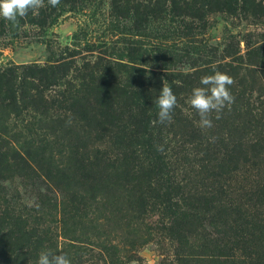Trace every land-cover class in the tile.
Returning a JSON list of instances; mask_svg holds the SVG:
<instances>
[{
	"label": "rangeland",
	"instance_id": "rangeland-1",
	"mask_svg": "<svg viewBox=\"0 0 264 264\" xmlns=\"http://www.w3.org/2000/svg\"><path fill=\"white\" fill-rule=\"evenodd\" d=\"M149 1L165 11L164 19L151 23L153 31L198 33L178 51L181 63L173 71L184 75L179 112L161 145L175 193L190 202L214 195L217 203L241 204L264 221V203L252 200L264 184V0H86L75 12L54 11L44 0L45 6L36 14L30 11L18 27L0 19V168L6 161L13 168L0 182V264H37L39 253L47 250L62 251L70 264H161L171 253L162 204L144 215L135 206L141 191L148 202L155 201L142 181H121L88 209L80 204L72 209L69 190L49 174L68 167L71 156L72 148L51 134L55 120L65 115L49 106L54 87L38 80H56L50 74L64 65L61 56L71 43L78 46L79 60L88 53L85 42L91 37L97 44L108 40L116 9L127 14L123 26L128 30L133 8L144 12ZM35 22L47 24L41 29ZM216 71L233 78L235 99L220 119L212 114L211 128L202 129L188 99L201 78ZM46 136V143L37 142L45 146V156L31 168L8 159L27 149L25 141ZM234 162L237 170L223 172Z\"/></svg>",
	"mask_w": 264,
	"mask_h": 264
},
{
	"label": "trees",
	"instance_id": "trees-1",
	"mask_svg": "<svg viewBox=\"0 0 264 264\" xmlns=\"http://www.w3.org/2000/svg\"><path fill=\"white\" fill-rule=\"evenodd\" d=\"M83 1L86 0H60L53 9L67 7L75 12ZM153 5L149 1L144 12L133 8V23L128 30L123 26L127 14L116 9L115 22L111 23L113 34L108 40L97 44L91 37L85 42L84 51L88 53L79 60L75 57L78 46L71 43L61 56L66 59L64 65H58L50 74L56 80L51 84L38 79L40 86L45 82L54 87L49 106L58 115H65L64 120H55L51 134H57L72 148L68 167L54 173L50 169V177L57 186L67 187L68 201L75 211L79 204L88 209L98 197L120 186L121 181L144 182L155 201L148 202L141 191L135 201L140 214L161 204L168 214L166 232L171 253L161 264H264V221L258 215L248 214L241 204L217 203L214 195H202L190 202L175 193L170 164L158 148L174 127L178 101L171 123L151 122L157 120L156 100L162 80L168 81L177 97L178 85L184 83L183 73L176 75L173 71L181 63L178 51L186 41L193 42L198 33L189 30L171 36L153 31L151 23L164 19L162 12L165 13ZM172 21L168 17L167 22ZM35 23L41 29L47 24ZM42 109L39 113L44 115ZM41 141L46 143L47 136L25 141L27 149L15 150L8 159L31 168L33 162L45 156V146L37 143ZM137 160L140 165H136ZM5 163V168H0V182L6 179L5 170L13 171L9 162ZM232 164L223 172L238 169V164ZM252 196L256 203H264V184Z\"/></svg>",
	"mask_w": 264,
	"mask_h": 264
},
{
	"label": "clouds",
	"instance_id": "clouds-1",
	"mask_svg": "<svg viewBox=\"0 0 264 264\" xmlns=\"http://www.w3.org/2000/svg\"><path fill=\"white\" fill-rule=\"evenodd\" d=\"M47 2L52 7L60 4V0H47ZM44 6V0H0V19L10 22L13 27H18L20 19L26 17L30 11L33 14L38 13L39 9ZM233 84L234 80L231 76L216 71L212 75L203 76L200 80L201 86L192 89L188 104L199 116V127L211 128L213 126L212 114L215 113V118L220 119L223 110L226 107L230 108L234 103L235 98L230 92V86ZM176 104L177 97L168 81L162 80V88L156 100L157 120L151 123H171ZM158 150H162V146ZM36 207L38 208L39 205L37 204ZM37 264H70V260L62 251L54 253L47 250L39 253Z\"/></svg>",
	"mask_w": 264,
	"mask_h": 264
}]
</instances>
